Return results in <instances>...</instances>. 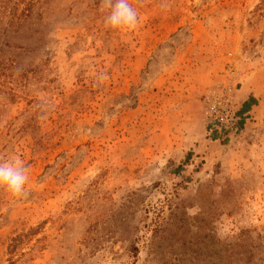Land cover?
<instances>
[{
    "label": "rangeland",
    "instance_id": "1",
    "mask_svg": "<svg viewBox=\"0 0 264 264\" xmlns=\"http://www.w3.org/2000/svg\"><path fill=\"white\" fill-rule=\"evenodd\" d=\"M133 3L125 38L101 0H0V157L30 177L0 264H180L206 233L264 264V0Z\"/></svg>",
    "mask_w": 264,
    "mask_h": 264
},
{
    "label": "clouds",
    "instance_id": "2",
    "mask_svg": "<svg viewBox=\"0 0 264 264\" xmlns=\"http://www.w3.org/2000/svg\"><path fill=\"white\" fill-rule=\"evenodd\" d=\"M105 11L104 24L122 37L130 38L140 28L141 18L133 0H101ZM29 169L16 154L0 157V190L15 200L27 198L30 194ZM190 215H195L189 210Z\"/></svg>",
    "mask_w": 264,
    "mask_h": 264
},
{
    "label": "trees",
    "instance_id": "3",
    "mask_svg": "<svg viewBox=\"0 0 264 264\" xmlns=\"http://www.w3.org/2000/svg\"><path fill=\"white\" fill-rule=\"evenodd\" d=\"M264 239L261 237L260 245ZM237 244L217 238L213 233L202 234L185 241L180 264H258L256 246L236 248Z\"/></svg>",
    "mask_w": 264,
    "mask_h": 264
},
{
    "label": "built area",
    "instance_id": "4",
    "mask_svg": "<svg viewBox=\"0 0 264 264\" xmlns=\"http://www.w3.org/2000/svg\"><path fill=\"white\" fill-rule=\"evenodd\" d=\"M213 120L221 123L224 126H228L230 124L235 123V115L231 114L226 109H221L218 107H214L212 109Z\"/></svg>",
    "mask_w": 264,
    "mask_h": 264
}]
</instances>
